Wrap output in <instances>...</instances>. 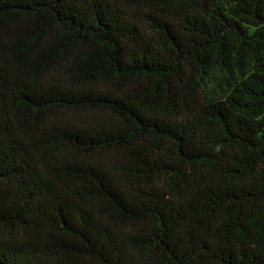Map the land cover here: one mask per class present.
<instances>
[{
    "label": "trees",
    "instance_id": "trees-1",
    "mask_svg": "<svg viewBox=\"0 0 264 264\" xmlns=\"http://www.w3.org/2000/svg\"><path fill=\"white\" fill-rule=\"evenodd\" d=\"M0 264H264V0H0Z\"/></svg>",
    "mask_w": 264,
    "mask_h": 264
}]
</instances>
